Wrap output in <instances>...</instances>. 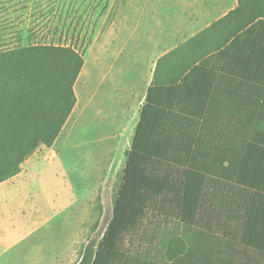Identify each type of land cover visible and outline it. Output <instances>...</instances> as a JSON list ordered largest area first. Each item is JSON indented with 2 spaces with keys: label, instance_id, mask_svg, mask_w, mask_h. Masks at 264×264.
Here are the masks:
<instances>
[{
  "label": "trees",
  "instance_id": "obj_1",
  "mask_svg": "<svg viewBox=\"0 0 264 264\" xmlns=\"http://www.w3.org/2000/svg\"><path fill=\"white\" fill-rule=\"evenodd\" d=\"M83 66L71 45L0 39V183L56 142ZM77 264H264V0L157 60L111 218Z\"/></svg>",
  "mask_w": 264,
  "mask_h": 264
},
{
  "label": "rangeland",
  "instance_id": "obj_2",
  "mask_svg": "<svg viewBox=\"0 0 264 264\" xmlns=\"http://www.w3.org/2000/svg\"><path fill=\"white\" fill-rule=\"evenodd\" d=\"M6 1L0 0L1 40L20 36L22 45H71L84 66L75 84V107L56 142L30 157L18 176L0 183V264H77L111 218L152 63H143L148 71L137 85L128 62L120 63L119 88L103 83L94 71L101 63L87 59V47L105 9L92 12L95 3L88 0ZM113 92L123 101L109 99Z\"/></svg>",
  "mask_w": 264,
  "mask_h": 264
},
{
  "label": "crops",
  "instance_id": "obj_3",
  "mask_svg": "<svg viewBox=\"0 0 264 264\" xmlns=\"http://www.w3.org/2000/svg\"><path fill=\"white\" fill-rule=\"evenodd\" d=\"M88 2L93 5L95 3L92 12L94 8L95 12L98 9L106 10L101 17L95 19L91 28L92 42L87 47V59L101 63L100 69L94 71L96 75H101L103 83L108 81L111 86L115 84L116 88H119L117 78L121 69L120 63L128 62L129 76L134 77V83L137 85L144 71H148L147 67L143 69V63H152L150 76H147L148 85L139 109L146 96L157 60L196 36L237 5V0H88ZM113 93L109 99L123 101L121 96ZM136 95V92H133L126 98L127 106L123 109V115H128L126 112L129 111ZM104 97L106 98V93L102 92V103ZM137 112L139 113L138 110ZM5 250L6 248L2 252Z\"/></svg>",
  "mask_w": 264,
  "mask_h": 264
}]
</instances>
